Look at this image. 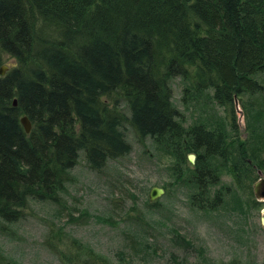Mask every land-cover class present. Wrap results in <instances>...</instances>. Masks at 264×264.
<instances>
[{"label":"trees","instance_id":"obj_1","mask_svg":"<svg viewBox=\"0 0 264 264\" xmlns=\"http://www.w3.org/2000/svg\"><path fill=\"white\" fill-rule=\"evenodd\" d=\"M8 60L0 76L1 230L32 202L59 204L80 158L100 174L128 155L126 124L169 157L191 207L218 209L223 190L254 197L257 170L264 177V0H0V67ZM175 78L184 82L182 104L199 113L186 127L172 102ZM112 95L127 114L104 101ZM209 103L225 117L211 115ZM223 176L230 183L217 188ZM242 203L248 215L260 202ZM65 258L111 264L75 239ZM0 264L18 263L0 251Z\"/></svg>","mask_w":264,"mask_h":264},{"label":"rangeland","instance_id":"obj_2","mask_svg":"<svg viewBox=\"0 0 264 264\" xmlns=\"http://www.w3.org/2000/svg\"><path fill=\"white\" fill-rule=\"evenodd\" d=\"M12 65L8 60L2 66L6 72ZM170 86L172 102L184 126H189L199 113L182 104L181 79L175 78ZM104 101L113 106L116 101L127 114L120 95ZM208 107L211 115L225 117L223 109L213 103ZM234 114L242 131L245 121L239 105ZM201 117L206 118L205 114ZM125 135L131 146L128 155L109 161L100 174L90 172L80 158L59 204L32 202L17 223L0 228L4 256L18 264H63L75 239L111 264H227L232 260L264 264V202L247 215L243 200H255L249 191L228 198L223 190L225 203L218 209L203 212L193 208L187 189L173 181L169 157L149 139L138 142L127 124ZM229 183L223 176L216 187ZM153 187L164 193L150 202ZM219 197L222 199L221 193Z\"/></svg>","mask_w":264,"mask_h":264},{"label":"water","instance_id":"obj_3","mask_svg":"<svg viewBox=\"0 0 264 264\" xmlns=\"http://www.w3.org/2000/svg\"><path fill=\"white\" fill-rule=\"evenodd\" d=\"M5 70H6V67L4 66L0 67V76L4 74ZM11 104L12 106H15V100H12ZM19 124L22 127L24 133L28 134L30 131V124L25 116H22L19 118ZM187 160L190 164H193L195 161V156L192 154H189L187 156ZM256 173H257L258 179L252 186V193H253L254 198L257 201L264 202V177L260 170H257ZM163 193H164L163 189L153 187L148 194V199L150 202H152L158 199ZM262 223H264L263 219H262Z\"/></svg>","mask_w":264,"mask_h":264},{"label":"bare ground","instance_id":"obj_4","mask_svg":"<svg viewBox=\"0 0 264 264\" xmlns=\"http://www.w3.org/2000/svg\"><path fill=\"white\" fill-rule=\"evenodd\" d=\"M237 121V120H236ZM239 129V128H238ZM193 155V154H192ZM188 156V155H187ZM194 164V163H193Z\"/></svg>","mask_w":264,"mask_h":264}]
</instances>
